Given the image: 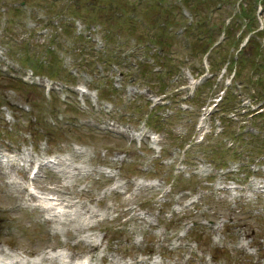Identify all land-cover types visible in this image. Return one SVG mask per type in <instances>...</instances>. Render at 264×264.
I'll return each instance as SVG.
<instances>
[{"label": "rangeland", "instance_id": "obj_1", "mask_svg": "<svg viewBox=\"0 0 264 264\" xmlns=\"http://www.w3.org/2000/svg\"><path fill=\"white\" fill-rule=\"evenodd\" d=\"M239 4L264 28V0H0V264H264V120L235 141L207 113L222 90L188 99L253 34L234 17L224 37ZM205 138L240 154L211 159Z\"/></svg>", "mask_w": 264, "mask_h": 264}, {"label": "trees", "instance_id": "obj_2", "mask_svg": "<svg viewBox=\"0 0 264 264\" xmlns=\"http://www.w3.org/2000/svg\"><path fill=\"white\" fill-rule=\"evenodd\" d=\"M158 4L159 3H156V5ZM239 8L240 10L238 9V11L233 14V17L231 18V20L224 29V37L226 38V41L233 43L232 31L235 24L232 22V19L234 17L246 18L245 28L247 30V33L248 31H253V34L250 35L246 34L243 37H239L240 39V41L238 42L239 45L245 36H247L246 43L238 48L237 54L235 56L228 57L227 61H224L226 60L224 59L225 56L222 59L219 58V56L216 57V55H213L209 59L208 69L211 71L210 76L204 77L202 81L203 83L201 82L202 84L197 87V90L196 91L194 90L193 96L190 98V100L193 103L194 102L197 103L200 98L209 99L213 97L216 93L220 92V90H222L218 100L216 101L214 100L213 102H211V104L213 105L208 113L212 115V117L215 120L218 119L220 121V123L222 124V132L224 134L230 135V137L235 141L243 142V131H241V127L238 126L237 129H233L232 126L235 123L239 122V120L243 119V117L246 118L245 121L250 119L251 121L256 120L257 123H260L261 120H264V72H260L263 67V63L258 62L255 59L256 56H259V54L256 53L258 52L261 53V46L259 44L261 43V41H258L257 38L255 37L257 34H262V38L264 40V28H258V25L256 26L252 25V23L255 21L254 15L251 14L253 12V9L250 12L251 8H247L246 6H242L240 4H239ZM97 16L98 15L95 13V20L97 19ZM102 24L104 25V28L107 29L112 28V24L108 19H105V23L102 22ZM159 24L161 25V23H158V25ZM188 27L192 30L191 32L195 33V36L193 34V37L196 38L197 41L205 40V42L202 44L204 47L212 46L214 41L213 38L211 37L212 36L211 29L209 27L205 28L203 21H201V24L200 22H198L195 27L191 26V24ZM159 29L161 30V28ZM62 30L65 32L67 30V27L63 26ZM162 30H164V28H162ZM203 31H205V33H203ZM189 34L191 35L192 33ZM222 40L219 42H222ZM107 41H108V35L106 33L104 36V42ZM160 42L163 43V41ZM216 45L217 44H215V46H212L210 53L216 54L220 50L221 47L220 46L216 47ZM247 48L254 53V55H252L254 56L253 59H251L249 57V54H247L246 52ZM47 52L50 55H52V51L50 49H47ZM108 55H109L107 56L108 62L119 61L118 60L119 57L115 51H110ZM216 58L218 59L216 60ZM36 64L37 63L33 64L35 70H39L40 68ZM159 64L161 63L159 62ZM224 64H226L225 67L228 68L229 70L233 69L234 74L230 79L229 85H221L220 87H216V84H214L212 80L213 72L214 70L216 71L220 69ZM246 66L249 67L251 74H248L247 77H244L242 76V73H244L243 68H245ZM42 67L43 66H41V68ZM141 73L145 74L144 66L141 68ZM202 73L203 72H201V74ZM160 85H164V84L160 82ZM251 87H255V89L251 91ZM160 90H163V88ZM243 91L247 92V95L249 96L248 99L250 103L256 105L255 108H250L249 105L244 104V98L242 96L245 93ZM159 122H160L159 119L157 120L152 119L151 121H149V124L158 127ZM260 127H264V126H260ZM257 129L259 133L260 128ZM210 137L211 136H208V138ZM208 138H205L206 143L204 144V148L207 150V152L212 153L213 157H210L211 159H215V156L213 154H224L225 152H228L230 150L228 146L222 145L219 142L212 143L211 140ZM190 142L195 143L196 139H192V140L188 139L187 142L184 143V145ZM236 148L230 150L233 155L240 154L241 149L238 148L236 150ZM252 150L254 152H257V150L254 149ZM261 150H263L264 152L263 142H262ZM216 159L218 160V164L223 162L220 157H217Z\"/></svg>", "mask_w": 264, "mask_h": 264}, {"label": "bare ground", "instance_id": "obj_3", "mask_svg": "<svg viewBox=\"0 0 264 264\" xmlns=\"http://www.w3.org/2000/svg\"><path fill=\"white\" fill-rule=\"evenodd\" d=\"M30 160V159H29ZM59 163H60V161H59ZM44 164L42 163V164H40V166H43ZM33 196V195H32ZM56 204H60V205H62V206H65V207H71V206H73L74 205V203H73V201L72 200H70L69 201V198H66V197H63V196H58L57 198H56ZM44 208V207H43ZM50 208H53V206H50ZM86 210H88L87 208H85V211ZM95 243L93 242L92 243V245H94ZM10 256V253H7V251H5L4 249H0V258H2V259H4V258H8ZM43 257H45V256H42V258ZM52 257H55V256H52ZM103 257V256H102ZM41 258V259H42ZM44 259V258H43ZM46 259H48V260H50V262H53V263H55V264H65L64 262H60V261H57V260H59L60 258L59 257H57L56 258V260L55 259H53V258H47V257H45V259L44 260H46ZM15 263H18V261L16 260L15 261Z\"/></svg>", "mask_w": 264, "mask_h": 264}]
</instances>
